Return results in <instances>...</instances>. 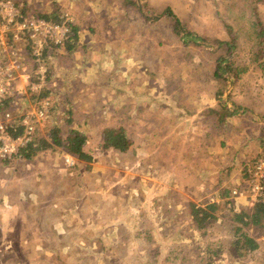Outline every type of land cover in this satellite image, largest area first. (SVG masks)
Listing matches in <instances>:
<instances>
[{"label":"rangeland","instance_id":"obj_1","mask_svg":"<svg viewBox=\"0 0 264 264\" xmlns=\"http://www.w3.org/2000/svg\"><path fill=\"white\" fill-rule=\"evenodd\" d=\"M127 1L41 0L38 4L32 3V6L41 10L50 11L57 8L58 13L65 17V21L75 22L79 27L78 44L60 61L56 54L65 52L63 42L54 45L47 41L44 47L47 55L32 60V44L27 40L17 41L16 44L10 45L14 55L6 46L4 57L0 51V61L3 62L8 56H20L17 58L18 63L26 73L35 72L38 63L45 65L43 82L40 83L37 77L31 78L32 84L41 85L39 90H33L35 94L30 90L22 93V97L16 100L15 109L11 110L13 117L32 113L29 124L34 128V133L41 132L44 135H47L45 133L58 118L63 125L59 127H64V133L65 129L74 128L86 135L84 150L95 160H103L109 166L113 164L108 156L111 155L114 159L113 156L116 155L119 163L127 165L125 172L128 175H134L137 170L135 166L139 164L142 171H146L144 176L155 180L149 181L153 185L151 206V191L147 186L143 189L136 188L137 192L132 195L133 192L127 191L128 184L119 183L117 188L110 189L117 202V213L135 216L134 218L144 217L146 211L148 214L153 213L155 220H151V223L161 228L166 226L164 224L168 221L156 219L161 213L159 196L163 194V183L159 180V172L162 168L156 165L147 151H154L157 156L159 148L162 149L174 136L173 145L186 148L187 160L192 153L205 152L206 161L207 152L209 155L217 152L224 154L225 148L219 140L227 142V139H231L232 149L235 150L241 140L247 139V142L254 144V139L264 133V49L258 52L259 55L252 53L264 48V0H130L136 5L128 4ZM165 8L172 11L186 30L204 40L199 41V45L192 42L188 46L184 41H180L174 34L171 16H159ZM257 23L255 33L254 25ZM89 26H93L95 31L87 30ZM260 28L263 30V37L262 41L258 42L255 34ZM231 37H236L240 42L237 40L235 49L228 55L223 50L224 45H219L216 40L228 42ZM49 42L57 48L51 47ZM224 55L232 66L235 64L239 67V73L236 77L234 73L225 74L226 80L222 81V78L212 72L216 61ZM16 80L18 88L22 91H25L26 83L30 84L23 78ZM48 89V109L43 121L36 118L35 113L41 109V93ZM72 105L73 119L65 126V107ZM221 105L227 106L231 111L238 105L245 107L238 110L240 116L232 114L226 118L227 126L223 130L220 128L223 121L214 122L213 116L206 114L209 109L220 108ZM211 123H217L219 126L209 134L205 130L208 125L213 128ZM118 125L125 126L128 138L132 141L131 149L135 150L138 141L142 140L143 150H135V155L118 153L114 149L109 153V150L103 147L101 132L103 128ZM224 129L225 132H222ZM187 138L191 141L184 144L181 139ZM179 139L181 141H177ZM186 150L184 149V152ZM104 154L109 155L105 157ZM260 154H263L262 149L257 155L254 152L245 153L242 166L236 163V169H233L232 174L228 173L231 179H236L238 174L239 183L233 188H226V183H223L222 186L225 187L220 190H229V193L224 197V202L221 201V207L214 215L228 212L229 206L225 202L227 199L238 197L243 198L240 200H245L248 205L253 204L245 187L249 179L246 180V176L240 174V169L243 172L242 167L247 160H251L252 167L264 157V154L258 157ZM130 155L132 159L129 158ZM210 164L213 165L212 162ZM69 172L73 173L72 166ZM234 172H237L236 176H233ZM131 186H136L134 179ZM147 189L143 198L148 200V205L141 198L142 191ZM232 190L241 192L243 196L231 195ZM88 194L91 199H97V192L91 191ZM86 198L81 201L87 200ZM196 199L194 197L195 201ZM211 199L215 200L212 197L208 201ZM150 208L153 209L152 213ZM74 212L77 213L78 209ZM96 214L94 203L88 217L93 219ZM180 218L182 219L179 222L176 219L169 220L172 231L169 229L163 237L154 234V242L159 244L158 248H152V244L148 243L149 235L144 233L143 226L136 237L133 235L134 230L130 232L133 236L129 237L87 236L84 238L87 242L84 241L82 249L85 252L81 249L72 252L75 260H80L76 264H207L203 248L193 247L197 242L203 243L202 238L195 233H188L194 225L193 221L190 222L186 215ZM223 220L219 226L218 223H210L209 233L208 229L199 230L204 232L205 238L217 251L211 264H261L264 253V228L258 230L254 226L244 227L245 231L258 240L260 247L258 246L252 254L239 258L233 251L231 240L235 235L234 226L241 224L228 216H223ZM172 224H180L182 228H173ZM168 236L173 237L172 240H179L181 246L185 240L189 245L185 248H167L170 243ZM217 248H221V251ZM32 249L0 248V264L28 262L27 257L40 255L39 252L31 251ZM171 249L176 252L173 253V262L165 260ZM36 250L41 248H35Z\"/></svg>","mask_w":264,"mask_h":264},{"label":"crops","instance_id":"obj_2","mask_svg":"<svg viewBox=\"0 0 264 264\" xmlns=\"http://www.w3.org/2000/svg\"><path fill=\"white\" fill-rule=\"evenodd\" d=\"M24 1L29 4L32 10H40L38 7L32 6V3L38 4L41 0ZM91 29L92 31L94 30L93 26L87 28L89 31ZM30 84H32L31 81ZM29 85L26 83L23 93L30 90ZM15 107L16 105L12 104L8 110L13 111ZM2 113H0V119ZM235 114L240 116V113ZM226 124L224 126L220 125V128L223 130L227 126ZM211 125L213 128L208 125L205 132L211 134L212 129H218L219 125L217 123L214 125L211 123ZM253 126H256V124H253ZM222 132H225V129ZM263 136L264 133L258 135L255 138L256 141L254 139V144L247 142V139L241 140V144L239 143L235 146V150L232 149L233 142L231 139H227V142L219 140V142L221 141V146L225 148L224 154L217 152L209 155L207 152L206 161H204L205 152L192 153L189 156L190 159L187 160L186 148L173 145L174 136L172 140L169 139L167 141V144H165L167 146L164 145L162 149L159 148L157 156L154 151H147V154L154 159L156 165L162 168V171L159 172L161 176L159 180L163 183V194L159 196L161 197V213L158 214L156 219H167L168 221L164 224L166 226L161 228L155 227L151 223V220H155L152 208H150L152 214L150 212L148 214L146 211L144 217L141 216L139 218L117 213V202L110 189L114 190L119 183L128 184L127 191L133 192L132 195L137 192L136 188L143 189L147 186L149 191H151V198H149V205L151 206L153 185L149 181L155 182V180L144 176L146 171L143 172L139 164L135 166L137 169L136 173L128 175L125 172L127 165L119 163L116 155L112 159L111 155L104 154L105 157L108 156L110 158V162L114 166H107L103 160H95L94 158L91 161H77L75 159V164L74 166L72 165L74 167L73 173H71L69 172L71 166H67L63 159L67 152L59 147L43 149L31 159L15 157L10 160H0V248H33L31 251L39 252L40 255L38 257H27L29 261L20 262L21 264H76L80 260H75L72 252L75 249H81L83 253L85 252V250H82L84 248L83 245H85L84 241L87 242L84 239L85 237L104 238L105 236L110 238L118 235L122 237L135 235L136 237L142 226L144 233L149 235L148 243L152 244V248H158L159 244L154 242V234L163 237L169 232V229H171L169 226L170 219H176L179 222L182 219L180 217L186 215L191 222V203L202 206L209 202H224L223 199L228 195L229 190H224L227 193L222 195L223 192L220 189L221 187L224 189L223 183H226V188H233L239 183L237 172L233 174V176L237 174L236 179L229 178L228 173L232 174L233 169H236V163L242 166V159L245 153L254 152L256 155L258 154L259 150L262 149L261 140L263 138L261 137ZM181 140L184 144L187 141H191L188 138ZM141 142L142 140L138 141L137 146L139 148L136 147L135 149L138 152L139 149L143 150L141 149ZM255 144H258V146ZM184 149L186 150L185 152ZM135 150L131 149L128 153L135 155ZM114 151L121 153L118 150ZM155 152H157V149ZM131 155L129 158L132 159ZM211 162L213 165L210 164ZM193 164L195 166H192ZM130 167L132 166H128V168ZM111 174L113 177L110 178ZM133 179L136 184L135 187L131 186ZM119 188L121 189V186ZM215 188L219 190H215ZM91 191L97 192V199L89 197L90 194L88 193ZM147 191L148 189L142 191V197L140 196L146 205H148V200L143 197ZM87 196L88 198H86ZM84 197L87 200L81 201ZM194 197L197 198L196 201ZM212 197L215 200L211 199L208 201ZM240 199L243 198L237 197L236 199L225 200L227 206H229L227 211L230 208H234V210L251 212L253 204L248 205L245 200ZM94 203L97 214L93 219H90L88 214ZM241 205H245V207H241ZM76 209H78L77 213L74 212ZM229 214H231L229 211L222 212L220 215L215 214V225L218 223L217 226H219V223L224 221L223 216H228L230 219L232 215ZM172 226L177 229L180 224H172ZM190 229L189 234L195 233L203 240V243L199 241L201 244L197 242L193 247L204 248L208 243L205 234L201 233L195 224ZM207 229L209 233L211 228L208 227ZM131 230H134L133 235L130 233ZM169 238L170 236L167 237V239ZM172 239L173 237L169 239L170 243L167 244V248H180V241L177 240V242ZM148 243L145 248H147ZM186 245L189 244L185 240L181 248H185ZM258 246L260 247L259 242ZM35 248H41V250L35 251ZM87 259L84 260L87 261Z\"/></svg>","mask_w":264,"mask_h":264},{"label":"trees","instance_id":"obj_3","mask_svg":"<svg viewBox=\"0 0 264 264\" xmlns=\"http://www.w3.org/2000/svg\"><path fill=\"white\" fill-rule=\"evenodd\" d=\"M15 4L20 8L21 13L23 15H30L32 17L42 18L50 22L58 23V24H66L68 26V33L66 38L63 41V46L65 49V52L63 53H57L56 57L58 60H62L65 57V54H69L73 51V48L76 44H78V29L79 27L75 24L73 21H65V17L58 13V10L53 9L50 11L46 10H32L28 3H26L24 0H14ZM128 4L136 5L134 1H127ZM169 15L171 16L172 22V28L174 31V34L179 38L180 41H184L185 44L188 46L192 42L193 44L199 45V41H203L204 38L198 37L195 33L190 32L189 30L185 29L184 24L174 16L172 11L165 8L163 12L160 13L161 15ZM158 18V16L156 17ZM256 25H254V31L256 30ZM230 27L228 26V29ZM92 30V29H91ZM263 30L260 28L259 32L255 34L257 36L258 42L262 41V32ZM256 33V31H255ZM238 40V39H237ZM236 40V37H231L230 41H217L218 44L224 45V52L225 54H231L232 51L236 47V43H238ZM239 41V40H238ZM197 42V43H196ZM240 42V41H239ZM51 47L57 48V46H52V44L49 42ZM222 45V46H223ZM259 45V44H258ZM264 48H260L258 51H253L252 53L255 55H259L262 52ZM32 51H30L31 53ZM44 55H47V51L44 50ZM230 60H228L225 55L219 57V59L216 61L215 69L213 70L212 74H214L219 78H222V81H225V74H232L234 73L235 77L236 74L239 73V68L237 65L233 64V66L230 64ZM34 77V76H33ZM34 79V78H33ZM49 79V77H47ZM39 90V89H38ZM48 90H45V92H42L40 95V98H45L49 94ZM30 92L35 93V91L30 90ZM220 93H218L219 95ZM23 95V94H22ZM22 95H18L17 97H7L0 103V113L4 112L12 106V104H16V100H18L19 97H22ZM70 105V103H68ZM242 107L241 105H238L232 109V111L225 105H221L220 108H211L208 110L206 114H210L209 116H213L212 120L215 122L216 120H221L222 125L224 126L227 123L226 118L229 117L231 114H235L238 112V110ZM72 106L65 107V113H66V120L63 121L64 125L66 126L67 123L71 122L73 119L72 116ZM11 111V110H10ZM206 112V111H205ZM12 115V112H11ZM207 115V116H208ZM21 117H12L9 119V121H6L4 124V130L12 137L19 136L23 133L24 126L20 122ZM62 122L57 118L55 119V123L51 128L47 131V135H44L41 132L33 133L31 141H29L24 147L20 149V152L18 153V157L24 158V159H31L34 155L40 153L43 149L46 148H52V147H59L60 149L64 150L68 154L72 155L77 161H91L92 156L89 154V152L84 150V144L86 141V135L77 129L71 128V129H65L64 133V127ZM101 137L103 139V147L106 150L114 149L118 150L120 152H129V149H131L130 145L132 144L131 139L128 138V134L126 133L125 126L118 125L115 127H106L102 129ZM261 140L262 145V153L264 154V136ZM258 155L260 157L261 155ZM258 159V158H257ZM245 165L242 167L241 174L245 177L247 174V170L251 167V160H247V163L244 162ZM74 166V165H73ZM72 166V167H73ZM74 168V167H73ZM241 183V182H240ZM262 183H263V193H264V172L262 176ZM226 192H223L222 195L226 194ZM224 197V196H222ZM220 203L218 202H209L202 206H197L194 203L190 204V214L192 217V221L194 222L195 226L198 228V230H206L210 223H213L216 219V216L214 215V212L219 210ZM231 212L232 216L231 219H234L236 222L240 223L241 225L234 226L235 228V235L231 240V246L233 248V251H235V254L239 258H244L247 255L252 254L254 251L258 248V242L256 241V238L252 236L250 233L245 231V226H254L258 229L264 228V195L263 197L258 198L257 201L253 203L252 211H243V210H234V208H230L228 210ZM225 215V214H224ZM204 234V232H201ZM216 245V244H215ZM213 244H210L209 242L205 245L203 248L204 255L207 258V264H211L214 261V256H216L217 251L214 249ZM175 249V248H174ZM174 249H171L168 254L165 256V260H169L170 262H173L175 260V254ZM217 250L221 251V248H217ZM178 251V250H177ZM261 264H264V253L262 255V262Z\"/></svg>","mask_w":264,"mask_h":264},{"label":"built area","instance_id":"obj_4","mask_svg":"<svg viewBox=\"0 0 264 264\" xmlns=\"http://www.w3.org/2000/svg\"><path fill=\"white\" fill-rule=\"evenodd\" d=\"M69 29L66 24H58L47 21L42 18L23 15L20 8L15 4L14 0H0V51L2 57L6 54V46L11 51L10 45H14L17 41H29L32 44L31 59L41 57L44 52L46 42L50 41L54 45L60 44L67 36ZM13 54V52L11 51ZM14 55V54H13ZM16 58L6 57L0 61V103L7 97L22 94L23 91L18 88L16 79L23 78L30 83L31 78L37 77L43 82L45 65L38 63L35 67V72L21 70V65L18 63L20 56ZM38 82V83H39ZM27 85H29L27 83ZM41 85L30 84V90H38ZM41 109L35 113L36 118H41L43 121L48 109V98L45 97L40 102ZM11 111L7 110L1 114L0 119V160H10L18 157L20 149L31 141L34 128L29 124V120L33 117L32 113L21 114V124L24 126L23 133L19 136L12 137L4 130V124L11 119ZM67 166L75 164V158L70 154L63 156ZM264 172V157L255 162L247 171L245 187H247L248 196L253 203L258 198L263 197L262 176ZM231 195L243 196L241 192L232 190ZM246 196V194H245ZM247 197V196H246Z\"/></svg>","mask_w":264,"mask_h":264}]
</instances>
